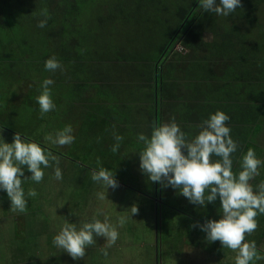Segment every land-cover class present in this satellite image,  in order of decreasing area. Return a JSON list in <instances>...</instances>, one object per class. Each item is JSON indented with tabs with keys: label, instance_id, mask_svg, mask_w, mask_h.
I'll return each mask as SVG.
<instances>
[{
	"label": "trees",
	"instance_id": "16d2710c",
	"mask_svg": "<svg viewBox=\"0 0 264 264\" xmlns=\"http://www.w3.org/2000/svg\"><path fill=\"white\" fill-rule=\"evenodd\" d=\"M241 4L242 8L221 16L204 12L199 0H0V44L7 35L22 47L21 55L5 47L12 55L0 57V74L20 82V66L11 58L25 55L40 65L36 73L43 81L49 72L45 62L55 56L62 70L61 76L50 78L51 99L57 106L63 96L73 94L65 118L78 124L72 135L88 146L90 112L96 109L105 121L117 115L128 126L138 119L123 111L130 107L138 108L134 115L141 109L149 111L150 122H137L150 125L151 132L169 115L170 122L174 119L193 136L197 125L222 111L230 117L225 124L238 145L235 157L251 146L256 131L264 130V0H241ZM46 17V26L37 27ZM243 18L251 20L248 26L246 21L242 25ZM177 45L187 53L178 52ZM3 62L15 67L16 77ZM139 79L146 84L137 83ZM90 88L93 94L88 93ZM135 93L138 97H131ZM84 121L88 122L81 126ZM99 127L101 146L102 139H111L114 145L115 135L123 137L119 150L104 149V157L120 154L123 143L135 139L122 132L110 135L107 125ZM242 157L234 158L233 164ZM21 187L24 190L25 185Z\"/></svg>",
	"mask_w": 264,
	"mask_h": 264
},
{
	"label": "clouds",
	"instance_id": "9594fccd",
	"mask_svg": "<svg viewBox=\"0 0 264 264\" xmlns=\"http://www.w3.org/2000/svg\"><path fill=\"white\" fill-rule=\"evenodd\" d=\"M199 6L204 12L221 16H228L237 8H242L241 0H219V3L217 0H199ZM46 24L47 17L38 21L37 27L44 28ZM45 69L55 72L57 69L62 70V65L53 56L45 62ZM53 83V80L45 79L43 91L36 97L41 116L55 109L48 87ZM229 119L222 111L211 114L197 125L200 131L191 140L187 139L174 119L171 123L154 127L150 138L140 134L138 140L144 142L145 147L139 154V168L151 182L179 190L192 204L205 206L219 197L221 218L207 220L204 224L197 222L192 227L198 226L205 232L208 241H219L223 248L235 252V264H249L254 259L264 258L257 254L255 241L245 240V234L251 235L258 227L255 217L264 214V182L257 185L256 192L249 183L259 175L258 167L264 161L258 159L255 151L250 148L241 158L238 174L233 173L231 154L237 150L238 145L231 138L230 128L225 124ZM45 139L52 144L64 146L73 143L75 137L71 126H67L54 137L48 135ZM114 139L116 143L112 151L117 152L123 137L117 134ZM213 156L220 159L213 160ZM53 162L58 165L59 160L52 152L45 153L34 142H24L17 133L12 143H0V189L6 191L13 211L27 210L25 193L21 187L24 168L31 173L30 178L39 183L44 178L41 166L53 167ZM54 176L57 180L62 179L59 167L55 168ZM91 179L106 188L118 187L115 177L103 168L93 172ZM35 195L34 190H29L28 196ZM131 212L132 215L136 214L138 208L132 206ZM120 223L122 226L123 220ZM94 234L104 237L109 246L119 236L107 219L101 222L93 217L90 222H83L79 229L75 224L65 222L53 243L78 260L85 256L86 247L95 244Z\"/></svg>",
	"mask_w": 264,
	"mask_h": 264
},
{
	"label": "crops",
	"instance_id": "0c3cea01",
	"mask_svg": "<svg viewBox=\"0 0 264 264\" xmlns=\"http://www.w3.org/2000/svg\"><path fill=\"white\" fill-rule=\"evenodd\" d=\"M136 101L141 103L142 105H147V103L143 102L140 98H137ZM90 115L92 116V120L90 119L92 123L91 125H88V127H91L86 134L90 137L91 143L98 142L97 134L99 133V130L98 128L96 129V127H99L98 125H101V127L107 125L109 127L110 135L112 133L115 134V132L126 133L130 136H134L135 134V132L129 128L130 125L128 126L123 122L125 121L123 117L122 119H120L117 118V115H112L111 118L105 121L104 117H102V115L101 117L98 116L96 112H90ZM168 117L170 118L169 115ZM87 122L88 121H84L82 124H79L81 126H85V123ZM169 123L171 122L169 121ZM180 129L186 134L188 140L193 139L200 131L199 129L198 132L193 136V133H190L183 127H180ZM256 132L260 133L259 140H261V143L264 145V142H262V140L264 141V130L261 129V131ZM101 135L103 137V133H101ZM148 137L150 138L151 134L148 135ZM134 138L135 139H132L130 143H123V149L122 146L120 147L122 149L120 154L108 157L110 163L113 162L117 164L116 169H113L112 167L107 168L105 166H101L98 170H93L88 168L87 166H84L83 163H80V161H75L66 155L67 159L70 158L68 162L58 163V165L62 166V168H60L62 179L58 180L59 184L57 185V179H55L54 173H51L50 177L48 178L51 183H49L48 180V186H53V191H51V193L47 192L46 188L43 193L45 196H50L49 204H51V206H47L45 208L47 210V214H52L42 223L40 221L36 222L35 220L31 221L25 219L26 225L29 228H43L50 230L48 238L44 241L43 248L42 243L37 241L36 238H32L31 240H29L27 239V234L25 236L21 234L20 240L16 242L20 244V246L17 247L18 250L24 252V247L26 251L31 247V245L37 244L39 246V250L43 249V251L47 252L48 255L47 258H44L43 260L44 255L41 259L39 250L28 252L31 253L32 256L34 255L33 260L39 258L36 261L37 264H57V262L58 264H88V257L91 256V259L98 261V259H100L98 257L103 256L105 252L107 254H111L112 258L116 254L121 255L119 257V264H139L137 256H141L146 264H185V261L188 260V256H185L186 247H188L191 256H198V259H196L195 257L193 259L191 258L190 264H202V262L211 264H232V250L223 248L219 241H208L206 239L205 232L201 231L198 226L195 228L192 227V225L196 224L197 222L199 224H204L205 221L203 219L201 220L200 218L199 221L194 219L195 221L191 222L187 219L186 216H183L182 219H179L175 217L174 214L166 210V205L162 203L164 198L160 194H162L165 188H173L170 186L163 187L159 182H151L148 176L142 173L139 168V156L136 155L138 157L137 158L135 156V153H140L141 149H144L139 147L137 143L142 144L143 147H145V145L142 141H136V134ZM258 141L255 142V145H251L242 149L240 153H238L235 157L231 154L233 173L238 174V172L240 171L239 165L241 161V159H238L236 163L233 164L234 158L244 156L250 148L254 151H260V149H262V152L264 150V147L262 146H260V148L257 147L256 144ZM101 142L103 143V150L112 149L113 141L111 139H107L106 141H103L102 139ZM256 157L264 161L261 156L258 157L256 155ZM212 159L218 160L220 158L217 157L214 159L212 157ZM54 164L57 165L55 162H53V165ZM85 165L89 164L85 162ZM263 166L264 164L260 165L258 169ZM101 168H106L109 171L110 175L115 177L118 183V187H116L115 189L111 187L106 188V186H102L101 184H98L91 179L92 173L98 172ZM88 170L92 171L89 172ZM256 177L254 178V180L256 179ZM262 177L264 179V176L260 175V178ZM249 183L251 184V181ZM23 184L26 186L25 196L27 197V190L30 187V184ZM56 187H59L58 190L61 194L60 198L62 200L55 197ZM252 187L254 189V186ZM121 189H126L130 191L131 195L142 198L144 202L143 205H145L146 203L148 204V210L145 211V213L144 211L137 212L139 213L138 216H136L137 213L132 215V212L130 210L135 203L133 202L134 199H128L125 194H121ZM141 190L146 191V193L142 192ZM115 191L117 192L116 194ZM147 194L151 196L155 194V199L159 198L160 202L155 199H151V196ZM207 194L208 193L206 191L205 196H207ZM37 195H39V193L36 194V196ZM7 198L8 196L6 194V201L8 203ZM75 198L78 199L76 200ZM108 201L110 203H108ZM74 202L76 203L74 204ZM9 207H11V204H9ZM190 207L192 209V212L194 213L200 212L206 214L208 216V218L205 217L206 221L219 220L222 216L221 203L215 204L214 202H212L207 203L205 206L198 205V209L195 208V205ZM36 213H42V210ZM93 217L100 220L101 222H104L107 219V221L116 228L119 236L114 244L109 246L104 237L95 236L94 234L95 244L86 247L85 256L82 259L74 260L65 251L55 254L53 253V255H51L52 251L61 250L54 245L53 240L54 237L60 232L65 222L75 224L78 229L83 222H90ZM132 217L134 218L135 222H140L139 224H137V226L140 225L139 228L142 230H145L146 225H150V228H147L150 229L147 233L149 237L146 235V233L142 234L138 227L135 231V235L133 231L134 228L132 226L127 227L126 224L128 223V221H131ZM151 217L152 220L150 219ZM121 220H123L122 226H124V228L121 227ZM23 222L25 223V221ZM0 229L3 228L0 227ZM7 239L9 240V244L13 245L10 237H7ZM7 239H4L6 243ZM86 254L91 255L87 256ZM99 261H101L100 264H118L116 262L112 263V261L111 263L103 262L102 258Z\"/></svg>",
	"mask_w": 264,
	"mask_h": 264
},
{
	"label": "rangeland",
	"instance_id": "374dc122",
	"mask_svg": "<svg viewBox=\"0 0 264 264\" xmlns=\"http://www.w3.org/2000/svg\"><path fill=\"white\" fill-rule=\"evenodd\" d=\"M101 9L102 11L106 10L103 4H102ZM242 21H243L242 25L246 21L245 23L246 26H248L251 22V20L249 19L247 20L244 19ZM1 39H2V44H0L1 45L0 46V57L2 56L5 57L7 54L10 55L9 53L5 52L7 51V48L5 47H8V46H10L9 51L15 50V52L20 53V51L22 50V47L19 46V44L16 42L14 38L6 35ZM177 51L183 54L187 53V50L185 48H182L181 46L177 47ZM22 56L24 57L20 58V56L15 54L13 58H11L13 59L11 61L14 65L18 64L20 67H22V68L19 67V69H21V73L17 75L18 77L21 78L19 79L17 77L20 80V82L11 80V77H9L8 75L3 76V74H0V124L4 125V127L0 126V143H3V142L12 143L13 137L17 133L20 135L21 139L24 142H34L38 144L42 149H44L45 153H47L48 151L52 152V154L58 158L59 163L68 162V160L71 158L75 161H80V163H83L84 166H87L88 168L93 169V170H98L101 166H108L110 164V161L107 157L103 156V151L105 150L102 149L100 142H97V143L93 142L88 146V144L85 142L84 139H83L84 142H81L79 137L75 136L73 143L69 145L59 146V145L52 144L45 139V137L48 135H52L54 137L58 131H62L67 126H71L72 129L75 128L79 130L78 124L75 123L74 120H72V118L70 119L65 118V116L68 115L67 114V111L69 108L68 103L69 101L73 100L72 99L73 94L71 95L67 94L66 96H63L61 103L58 104L57 106L55 105L54 110L41 116L40 109H36L37 107L40 108L39 104L36 101V97L40 95L41 92L43 91L42 85L44 81V80L41 81L42 75L36 73L37 71H40V69L37 67L40 65H36V62L35 63L31 62V60H34L33 57L30 58L29 56H25V55H22ZM3 67L10 75L15 76V67L13 65L10 66L9 64H7V62H3ZM42 70L43 72H46L45 69H42ZM58 72H59V69H57L55 72L49 71L48 75H45L44 79L47 77H48L47 79H50L51 77L61 76L59 75ZM66 74H67V70L63 72L62 77L66 76ZM145 79H139L137 83L144 85L146 84V82L144 81ZM137 83H135L134 86ZM88 93L93 94L94 89L92 88L88 89ZM183 93L185 92L183 91ZM26 95L28 97H26ZM138 95L139 93H135L134 95H131V97H138ZM11 96L13 97L9 98ZM137 109H135L134 111H129L128 109V110L123 111L122 113L123 115H126V116L128 114L133 119H138L137 120L138 122H141L142 120H147L150 122L149 117H147L149 111L144 112L141 109L140 113H137L136 115H134ZM96 114L101 117L99 109H96ZM168 119H169L168 115H165L162 124L169 123ZM137 121L135 123H132L129 126V128L132 131H134L135 134H136V130H138L139 135L144 134L146 137H148V135L151 134L150 127H149L150 125L145 126V124H139L140 125L139 126ZM98 126H101V125H98ZM141 126H145V128L141 129ZM258 131H261V129H259ZM135 134L133 137H135ZM136 141L140 142L137 137H136ZM137 145L141 148H144L142 144L137 143ZM261 150L262 149H260V151L259 150L255 151V154L258 157L261 156L264 159V150L262 152ZM139 154L140 153H135V156L136 155L139 156ZM66 155L70 158L67 159ZM85 162H87L89 165H85ZM110 165L113 169L117 168L116 163L112 162ZM41 167L44 172V178L39 183L33 181L30 178L31 173L27 170L26 167L24 168V176L21 177V179H26V180L25 182L22 181V184L23 183L30 184V187L28 188L27 192H29V190H34L36 194L39 193V195L37 196L36 195L28 196V193H27V197L25 196V199L27 201L26 212H18V211L16 212V211L11 210V207H9V204H11L10 198L9 197L7 198L8 203H9L8 204L6 201V194H7L6 191L3 189H0V227L3 228V229H0V237H3V238L10 237V240L13 243L12 246L8 245V247L4 243H0L1 245L0 246L1 247L0 248V261L2 262L1 264H32L34 261L36 262L39 259L38 258L36 260H33L34 255L32 256L31 253H24L18 250L17 247H19L20 244L16 242L20 240L21 234L24 236L27 234V239L29 240H31L32 238L34 239L36 238L37 241L42 243V248H43L44 241L48 238L50 230L43 229V228L42 229L32 228V227L29 228L26 225V220H25V219L31 220V221L35 220L36 222L40 221L42 223L44 222V220L48 219L49 217V214L46 213L47 210L45 207L51 206V204H49L50 196L49 195L45 196L42 193V191H44L46 188H47L46 189L47 192L51 193V191H53V186H48V180H49L48 178L50 177L51 173H54V170L56 167L62 168V166L54 164L53 167H49V168H43V166ZM88 171L91 172L92 170H88ZM258 171H259V175L256 177V179L251 180V185L254 186V189H253L254 192L258 191L257 185L264 181L263 177L260 178V175L264 176V166L259 168ZM49 183H51L50 180H49ZM58 184L59 182L57 180V185ZM58 189L59 187H56V196L55 195L54 196L57 199H61L60 198L61 194L59 193ZM116 191H119V190H116ZM116 191H115V194L117 193ZM120 191H121V194H125L128 199L129 198L134 199L133 202L135 203L133 206H136L138 208V212L144 211L145 213V211L148 210L149 206L147 203L143 205L144 202L142 198L135 196V195H131L130 191L126 189H121ZM141 191L146 193V191H143V190ZM25 192H26V186L24 188V193ZM160 195L164 198L162 203L166 205V210L174 214L175 217L179 219H182L183 216H186L189 221L194 222L195 220L199 221L200 218L201 220L203 219L204 221H206L205 217L208 218V216L204 213L192 212V209L190 206H194L195 204L190 203L188 199L185 198L183 195H181L179 193V190L177 189L165 188L162 194ZM52 196H53V192H52ZM75 199L77 200L78 198H75ZM151 199H155V194L151 196ZM155 200L160 202L159 198H156ZM75 203L76 202H74V204ZM108 203L110 202L108 201ZM214 203L216 204V203H221V202L219 198H217L216 201H214ZM168 206L170 209L168 208ZM195 208L198 209L199 208L198 205H195ZM40 210H42V213H36V212H39ZM178 214H181V215H178ZM138 215L139 213L136 214V216ZM161 215H164V214H161ZM165 215H166V211H165ZM150 219L152 220V217ZM255 220L257 221L258 227L251 235L245 234V240L247 242L255 241L256 248H257V254L261 257H264V214H258L255 217ZM23 221H25V223ZM139 223L140 222H135L134 218L132 217L131 221H128L126 225L127 227L132 226L134 228L133 231L135 235V231L137 230V227L138 228L140 227V225L137 226V224ZM121 227L124 228V226H121ZM148 227L150 228V225H146L145 230L144 229L142 230L140 228L139 230L142 234L146 233V235L149 237L147 233L149 232L150 229H147ZM39 251L41 254V259L43 255H44L43 260L44 258L46 259L48 256L47 252L43 251V249ZM62 251L63 250L52 251L51 255H53V253L55 254V253L62 252ZM161 254H162V251H161ZM190 254L191 253L188 247H186L185 256H188V260L185 261V264H190L191 258L193 259L195 257L196 259H198L197 255L191 256ZM86 255L90 256L91 254H86ZM120 256L121 255L116 254L112 258L111 254H107V255L104 254L103 256L98 257V258L100 259L102 258L103 262L111 263L112 261V263L116 262L119 264ZM235 256H236V253L233 252V263L232 264H235ZM100 259L96 261V260L91 259V256H90L88 257V264H100L101 262L99 261ZM137 260L139 264H146L143 261L141 256H137ZM202 264H211V263L202 262ZM249 264H264V258L259 259V260L254 259L253 261H250Z\"/></svg>",
	"mask_w": 264,
	"mask_h": 264
},
{
	"label": "flooded vegetation",
	"instance_id": "af4514ba",
	"mask_svg": "<svg viewBox=\"0 0 264 264\" xmlns=\"http://www.w3.org/2000/svg\"><path fill=\"white\" fill-rule=\"evenodd\" d=\"M257 134V136H253V137H251V139H250V143L252 144V145H255V142L256 141H258L260 138H259V136H260V133H256ZM255 135V134H254ZM262 139H263V137H262ZM262 142H264L263 140H262ZM257 147L258 148H260V146H262V147H264V145L261 143V140H259L258 142H257ZM258 148H257V150H258ZM264 149V148H263ZM254 183H255V181H254ZM51 214H49V216H50ZM49 218V217H48ZM5 238H3V237H0V243H5L6 244V246L8 247V245H10L9 244V240L7 239V243H6V241L4 240ZM1 246V245H0ZM10 246H12V245H10ZM39 246L36 244V245H31V247L30 248H28L26 251H25V247H24V253H28V252H30V251H35V250H39V248H38ZM1 248V247H0ZM2 262L0 261V264H1ZM36 262L34 261L32 264H35Z\"/></svg>",
	"mask_w": 264,
	"mask_h": 264
}]
</instances>
